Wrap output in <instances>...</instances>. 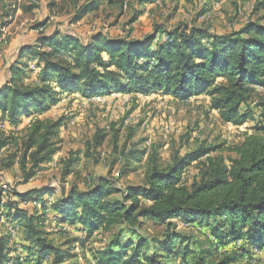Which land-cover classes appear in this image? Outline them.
<instances>
[{
  "label": "trees",
  "instance_id": "16d2710c",
  "mask_svg": "<svg viewBox=\"0 0 264 264\" xmlns=\"http://www.w3.org/2000/svg\"><path fill=\"white\" fill-rule=\"evenodd\" d=\"M155 1L138 2L145 6ZM100 4L101 0H92L82 5L68 25L95 12ZM263 4L264 0H257L254 12ZM32 63L37 68L36 83L28 84ZM6 75L0 85V120L17 130L26 121L21 166L25 168L29 161L31 168L25 171V183L36 176L40 166L51 165L57 154L53 140L61 120L44 115L61 96L90 99L113 93H155L180 102L208 96L211 109L224 123L251 124V132L231 149L234 158L212 157L219 147L201 145L175 159L166 170L154 165L144 187H127L121 199H112L120 191L100 180L87 190L62 191L50 210L59 224L84 236L82 243H89L98 232L109 235L108 243L91 257L97 264H247L253 249L262 251L264 260V100L250 103L254 93L264 94V26L248 22L232 33L159 29L140 39L111 38L101 31L85 39L68 30H55L20 46ZM193 164L200 169L187 187L182 177ZM55 192L44 186L15 196L20 202L42 205ZM30 211L15 206L7 217L18 228L27 257L35 256L34 264H46L49 259L50 264H66L70 255L47 240L41 216ZM142 222L165 225L157 246L137 235ZM178 223L205 236L208 249L191 258L189 240L171 231ZM124 234L129 236L122 238ZM238 241L242 245L230 249ZM184 242L187 245L179 250ZM228 249L231 253L224 254ZM178 256L180 261L175 263ZM216 256L223 258L212 261ZM13 260L0 237V264H23Z\"/></svg>",
  "mask_w": 264,
  "mask_h": 264
},
{
  "label": "rangeland",
  "instance_id": "374dc122",
  "mask_svg": "<svg viewBox=\"0 0 264 264\" xmlns=\"http://www.w3.org/2000/svg\"><path fill=\"white\" fill-rule=\"evenodd\" d=\"M89 1L92 0H0V85L7 79V67L17 60V49L55 30H68L85 39L98 31L111 38L140 39L159 29L204 28L218 33H232L248 22L264 26V4L254 12L257 0H221L218 3H210L209 0H156L145 6L139 0H125L124 4L115 3L116 0H111V4L101 0L95 12L76 24L68 25L79 7ZM41 23L43 27H39ZM28 67V84H35L37 68L34 63ZM118 96L104 106L83 104L78 98L74 100L70 97L44 115L53 121L61 120V128L53 140L58 151L53 163L40 166V171L27 183L24 176L31 163L27 161L25 168L21 166L26 141L25 126L19 130L10 129L6 121L0 120V237L8 244V255L16 263L34 264L35 256L27 257L19 231L15 232L17 244L13 243L15 239L10 229L16 227L11 226L7 217L8 210L15 206L22 210L30 209V213L41 216V229L46 233L47 240L70 255L71 259L66 264H90L93 254L108 243L109 235L95 234L86 244L80 240L84 236L72 227L68 226L69 231L56 230L46 217V210L51 213L50 208L62 191L67 193L74 188L87 190L105 180L109 187L120 191L112 199H121V193L127 187H144L146 174L154 165L166 170L175 159L201 145L219 147L212 157L234 158L231 149L242 143L244 135L251 132V124L237 128L224 123L219 114L211 109L208 96L186 102L155 93ZM125 97L129 99L126 103ZM262 100L264 94L256 92L250 103L254 105ZM97 142L100 144L97 145ZM199 169L200 165L193 164L185 171L182 177L185 186L190 187L195 181ZM1 185L7 186L5 197L1 194ZM44 186L53 187L56 192L48 197L52 201L47 200L40 207L34 202H20L15 196ZM10 215H13L12 211ZM165 229V225L146 222L140 225L137 235L155 247L163 240ZM171 231L189 240L191 258L197 257L199 250L208 249L206 237L191 228L178 223ZM128 236L124 234L122 238ZM16 245L21 246V251L15 248ZM185 245V242L179 244L178 249ZM227 253L231 251L228 249L224 254ZM222 258L216 256L211 260L219 262ZM179 261L180 256L175 263ZM50 262L51 259L46 264ZM251 264H264V260L259 258Z\"/></svg>",
  "mask_w": 264,
  "mask_h": 264
},
{
  "label": "built area",
  "instance_id": "2783aa9c",
  "mask_svg": "<svg viewBox=\"0 0 264 264\" xmlns=\"http://www.w3.org/2000/svg\"><path fill=\"white\" fill-rule=\"evenodd\" d=\"M118 94H111L109 96H96L90 99H86L87 103L90 104H95L98 106H104L106 104L109 103V101L111 100V98H118ZM66 97L62 96L61 97V103H64L66 101ZM125 103L128 102V97L123 98ZM194 99V98H192ZM59 102V103H60ZM238 128V127H237ZM7 192V186L6 185H1V194L5 197ZM48 201H52V198H48ZM27 204H31L30 202H25ZM33 204H36L38 207H40L41 205L39 203L34 202ZM47 215L46 217L55 225L56 230H70V228L66 225L63 224H57V220L55 219L54 215L50 213V211L46 210ZM11 233H12V238L15 239V241L13 242L14 244H17V239H16V233L18 231V228L16 227L15 229H10ZM96 234H100V232L96 233ZM242 245V241H238L236 243H232L230 245V249L232 250H236L238 249L240 246ZM15 248L17 250L21 249L20 245H16ZM21 251V250H20ZM262 255V251L258 250V249H253L252 250V254H251V258H249L248 260H246L247 264H251V263H256V261L261 258ZM90 264H97V262L95 260H90Z\"/></svg>",
  "mask_w": 264,
  "mask_h": 264
},
{
  "label": "crops",
  "instance_id": "0c3cea01",
  "mask_svg": "<svg viewBox=\"0 0 264 264\" xmlns=\"http://www.w3.org/2000/svg\"><path fill=\"white\" fill-rule=\"evenodd\" d=\"M91 36V35H90ZM64 97H66V98H72V99H74L75 100V98H78L79 100H81V102L83 103V104H87V102H86V99H84L83 97H81L80 95H69V96H64ZM172 98V97H171ZM201 98V97H200ZM170 99V98H169ZM26 125V121H24V123H23V125H22V127H24ZM10 129H13V127H10ZM262 256H263V252H262V255H261V258H262Z\"/></svg>",
  "mask_w": 264,
  "mask_h": 264
}]
</instances>
